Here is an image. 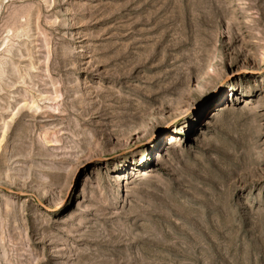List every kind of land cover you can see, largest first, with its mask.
<instances>
[{
  "label": "rangeland",
  "instance_id": "rangeland-1",
  "mask_svg": "<svg viewBox=\"0 0 264 264\" xmlns=\"http://www.w3.org/2000/svg\"><path fill=\"white\" fill-rule=\"evenodd\" d=\"M0 264H264V0H0Z\"/></svg>",
  "mask_w": 264,
  "mask_h": 264
}]
</instances>
